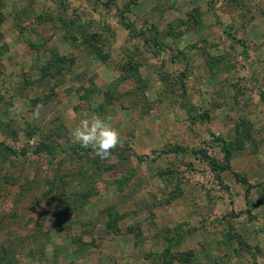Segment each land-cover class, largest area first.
Masks as SVG:
<instances>
[{"label":"rangeland","instance_id":"1","mask_svg":"<svg viewBox=\"0 0 264 264\" xmlns=\"http://www.w3.org/2000/svg\"><path fill=\"white\" fill-rule=\"evenodd\" d=\"M0 264H264V0H0Z\"/></svg>","mask_w":264,"mask_h":264},{"label":"clouds","instance_id":"2","mask_svg":"<svg viewBox=\"0 0 264 264\" xmlns=\"http://www.w3.org/2000/svg\"><path fill=\"white\" fill-rule=\"evenodd\" d=\"M34 118H39V111L34 112ZM71 139L83 149H90L101 159L110 158L113 150L122 146L120 132L110 121L98 115L84 119L82 124L71 130Z\"/></svg>","mask_w":264,"mask_h":264},{"label":"trees","instance_id":"3","mask_svg":"<svg viewBox=\"0 0 264 264\" xmlns=\"http://www.w3.org/2000/svg\"><path fill=\"white\" fill-rule=\"evenodd\" d=\"M120 22H121L122 25H124L127 28L130 26V24L128 22H126L125 20H121ZM216 167L219 170H223L224 168L227 167V165L226 164L225 165H222L221 163H216Z\"/></svg>","mask_w":264,"mask_h":264}]
</instances>
